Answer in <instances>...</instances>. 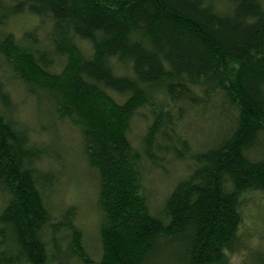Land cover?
<instances>
[{"label": "trees", "instance_id": "trees-1", "mask_svg": "<svg viewBox=\"0 0 264 264\" xmlns=\"http://www.w3.org/2000/svg\"><path fill=\"white\" fill-rule=\"evenodd\" d=\"M25 14L39 22L18 34ZM17 85L81 138L94 253L78 207L51 204L60 175ZM170 162L184 173L155 208L149 180ZM249 192L264 194V0H0V264H228Z\"/></svg>", "mask_w": 264, "mask_h": 264}, {"label": "rangeland", "instance_id": "rangeland-1", "mask_svg": "<svg viewBox=\"0 0 264 264\" xmlns=\"http://www.w3.org/2000/svg\"><path fill=\"white\" fill-rule=\"evenodd\" d=\"M39 22L30 15L14 19L11 27L21 34ZM48 27L47 25L45 26ZM85 48L87 44L84 43ZM14 100L17 102L16 115L20 122L28 125L30 134L48 151V158L43 165L51 170L57 181L60 175L59 194L51 199V204L58 209L74 204L79 209L78 224L85 236L86 246L91 253L98 249L100 212L97 206L99 180L95 172L88 167L83 155V145L77 131L68 123H59L50 117L48 109L38 103L21 86H15ZM146 122L138 117L133 122L131 138L136 145L142 138ZM169 173L153 172L149 180V190L153 204L160 206L175 182L183 175L184 166L169 163ZM244 209L246 220L243 230L244 243L240 250L229 255L228 264H254L251 258L252 249L262 247L264 250V194L249 192L245 196ZM67 263V262H66ZM54 262L52 264H66Z\"/></svg>", "mask_w": 264, "mask_h": 264}]
</instances>
